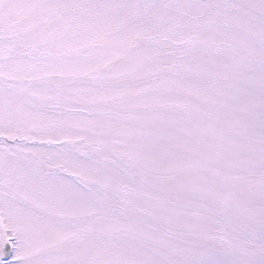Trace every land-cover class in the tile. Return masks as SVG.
<instances>
[{
    "label": "snow or ice",
    "instance_id": "6c2138e0",
    "mask_svg": "<svg viewBox=\"0 0 264 264\" xmlns=\"http://www.w3.org/2000/svg\"><path fill=\"white\" fill-rule=\"evenodd\" d=\"M0 264H264V0H0Z\"/></svg>",
    "mask_w": 264,
    "mask_h": 264
}]
</instances>
